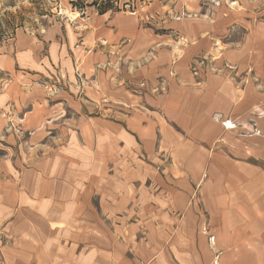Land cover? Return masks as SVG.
<instances>
[{"label": "crops", "instance_id": "1", "mask_svg": "<svg viewBox=\"0 0 264 264\" xmlns=\"http://www.w3.org/2000/svg\"><path fill=\"white\" fill-rule=\"evenodd\" d=\"M96 18H82L89 28L70 29L63 42L45 37V58L28 47L0 52L3 70L18 64L36 77L50 63L90 81L77 99L49 98L18 77L0 88V123L6 113L34 134L49 119L66 120L61 135L72 131L67 143L32 147L43 153L21 172L1 161L0 264H264V22L251 41L215 55L211 37L200 38L215 28L208 21H178L183 41L152 36L129 15L106 27ZM196 58H208L197 74ZM69 108L77 114L67 126L60 114ZM117 136L126 150L140 144L156 165L168 162L169 173L155 176L167 196L145 190L139 218L125 205L131 190L120 201L116 178L102 176L116 162ZM89 190L91 206L81 200Z\"/></svg>", "mask_w": 264, "mask_h": 264}, {"label": "rangeland", "instance_id": "2", "mask_svg": "<svg viewBox=\"0 0 264 264\" xmlns=\"http://www.w3.org/2000/svg\"><path fill=\"white\" fill-rule=\"evenodd\" d=\"M102 10L106 12L102 14ZM126 15L134 17L137 27L151 33L152 36L167 34L177 38L176 40L183 41L185 39L182 35L186 33L181 32L183 30L177 27L178 21L188 22L196 21V19L208 21L215 28L207 36L200 37L201 34H199V37L204 39L211 37L212 50L215 55H219L214 51L215 48H234L242 42L251 41L253 28L264 22V0H0V52L15 57L20 48L28 47L33 48L38 57L45 58L49 53L48 41L45 37L59 36L63 42V37L70 29L73 31L84 29L85 31L89 28V24L80 23L82 18L85 21L91 17H97L100 26L106 27V24L115 21V17ZM96 46L101 50L103 48L102 42ZM198 59H194L193 62ZM54 66L57 67V64ZM46 67L45 71L36 77L28 75V69L18 64L14 70L0 69V88L18 77L22 87L37 84L46 91L49 98H56L60 93L67 91L70 98L77 99L78 95L81 97V94H84V88L90 83L89 80L81 79L82 74L79 73L77 67L78 79H69L61 73V69L51 71L53 68L50 63ZM59 67L61 68V64H58ZM141 86L145 87V84L141 83ZM129 89L136 90L134 85ZM21 111L20 114L22 113L21 116H23L24 112ZM76 114L74 109L69 108L66 113L62 110L60 117L68 115L67 126H70L71 123L76 122ZM2 116L0 163L4 161L2 164L7 169L13 168V165L16 173L25 170L28 166L27 161L34 157V153L35 155L43 153L34 152L32 147L35 145L39 147L46 143L56 144L57 141L67 143L70 140L71 135L69 134L72 131H62L65 132L63 135L60 133L61 124L66 120L59 123V121L49 119L47 131L43 126L42 133L34 134V131L28 129L29 124L26 123L24 117L18 115L16 118H9L6 113L4 117ZM119 138L121 137L117 136L119 142H116V162L111 168L104 169L102 176L116 178L113 186L120 201L124 200L121 193L125 191V188L131 190L130 194L133 195L129 199L131 202L125 205L136 209L133 218H139V212L146 202L142 199L146 191L150 197L155 193H163L167 196L169 189L166 184H162L164 183L162 178L159 180L161 182L157 183L155 176L158 174L163 177L169 173L166 167L168 162L156 165L152 158L142 151L140 144L126 150ZM89 155L90 153L84 152V160H87ZM163 159L166 160L167 157L163 155ZM69 171H67L68 175H70ZM90 186L91 184L89 188ZM91 197L94 202H97V194L91 193L90 190L82 195L81 200L91 206ZM148 203L156 206L152 200H148ZM81 234L82 232L78 231L76 239H82ZM69 241L67 239L69 247H75L76 250L77 246L71 245Z\"/></svg>", "mask_w": 264, "mask_h": 264}, {"label": "built area", "instance_id": "3", "mask_svg": "<svg viewBox=\"0 0 264 264\" xmlns=\"http://www.w3.org/2000/svg\"><path fill=\"white\" fill-rule=\"evenodd\" d=\"M206 60H208V58H202V59H198L196 60V62L194 63V65L192 66V70L195 74H197L199 72V66H202L204 64V62H206ZM154 91H158L159 88L153 89ZM230 121H225L224 125L226 127H231V125L229 124ZM235 125V124H232Z\"/></svg>", "mask_w": 264, "mask_h": 264}, {"label": "bare ground", "instance_id": "4", "mask_svg": "<svg viewBox=\"0 0 264 264\" xmlns=\"http://www.w3.org/2000/svg\"><path fill=\"white\" fill-rule=\"evenodd\" d=\"M231 125V127H235V125H232L231 122L229 123ZM227 128V127H226Z\"/></svg>", "mask_w": 264, "mask_h": 264}, {"label": "trees", "instance_id": "5", "mask_svg": "<svg viewBox=\"0 0 264 264\" xmlns=\"http://www.w3.org/2000/svg\"><path fill=\"white\" fill-rule=\"evenodd\" d=\"M105 12H106L105 10H102V11H101L102 14L105 13Z\"/></svg>", "mask_w": 264, "mask_h": 264}]
</instances>
